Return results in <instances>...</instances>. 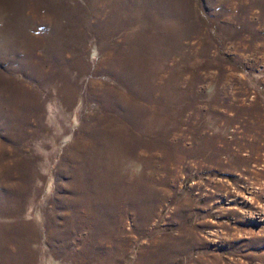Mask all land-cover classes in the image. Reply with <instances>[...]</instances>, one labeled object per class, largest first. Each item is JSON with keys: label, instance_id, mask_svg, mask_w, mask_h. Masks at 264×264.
<instances>
[{"label": "rangeland", "instance_id": "1", "mask_svg": "<svg viewBox=\"0 0 264 264\" xmlns=\"http://www.w3.org/2000/svg\"><path fill=\"white\" fill-rule=\"evenodd\" d=\"M0 264H264V0H0Z\"/></svg>", "mask_w": 264, "mask_h": 264}]
</instances>
